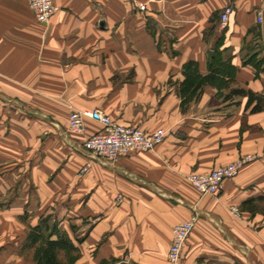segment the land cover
I'll return each instance as SVG.
<instances>
[{
	"label": "crops",
	"instance_id": "obj_1",
	"mask_svg": "<svg viewBox=\"0 0 264 264\" xmlns=\"http://www.w3.org/2000/svg\"><path fill=\"white\" fill-rule=\"evenodd\" d=\"M54 2L41 24L29 0H0V264H35L27 229L45 222L74 241L77 264H170L173 227L195 211L180 264H264V111L231 94L264 92V1ZM214 57L235 82L206 85L183 109L184 64L206 75ZM74 110L169 134L155 151L98 161L81 146L101 124L70 133ZM245 157L219 197L188 180Z\"/></svg>",
	"mask_w": 264,
	"mask_h": 264
},
{
	"label": "built area",
	"instance_id": "obj_2",
	"mask_svg": "<svg viewBox=\"0 0 264 264\" xmlns=\"http://www.w3.org/2000/svg\"><path fill=\"white\" fill-rule=\"evenodd\" d=\"M28 4L36 21L41 24H47L60 10L54 0H29ZM232 13V6H227L223 10L220 16L222 28L227 27ZM258 21L263 22V11H260ZM87 118L99 122L101 130L86 139L81 149L91 159L98 161L112 162L136 152L155 151L165 142L169 134V131L164 128L145 132L138 127L120 124L100 110L72 111L69 116L70 133L83 134L86 129L85 120ZM250 161L251 157H245L207 173L192 174L188 180L202 197H219L223 191L224 183L238 176L243 167ZM90 166L91 162L87 163L81 169V174H85ZM198 217L199 215L195 211L191 219L180 222L173 227L167 255L170 264L181 263L187 240L194 230Z\"/></svg>",
	"mask_w": 264,
	"mask_h": 264
},
{
	"label": "trees",
	"instance_id": "obj_3",
	"mask_svg": "<svg viewBox=\"0 0 264 264\" xmlns=\"http://www.w3.org/2000/svg\"><path fill=\"white\" fill-rule=\"evenodd\" d=\"M254 58L252 57L251 60ZM213 61L210 72L206 75L200 73L196 62L190 61L184 64L182 71L184 80L179 87L183 109L199 99L206 85L223 90L230 89L235 82L237 69L231 64L230 60L220 61L217 60V57H214ZM256 70L264 72V59L256 64ZM231 94L248 96L247 108L252 113H259L264 110V92L256 94L245 89H233ZM43 224L29 228L24 245L26 249L33 250L34 263L77 264L81 258V252L70 236L67 233L60 232L55 226L50 229ZM101 264H110V262L103 261Z\"/></svg>",
	"mask_w": 264,
	"mask_h": 264
},
{
	"label": "rangeland",
	"instance_id": "obj_4",
	"mask_svg": "<svg viewBox=\"0 0 264 264\" xmlns=\"http://www.w3.org/2000/svg\"><path fill=\"white\" fill-rule=\"evenodd\" d=\"M234 89H238V88H234ZM246 109L248 110L247 106H246ZM251 111V110H250ZM264 111V110H263ZM30 228V227H29ZM29 228L27 229V233L29 231ZM29 252H32V250H29Z\"/></svg>",
	"mask_w": 264,
	"mask_h": 264
}]
</instances>
